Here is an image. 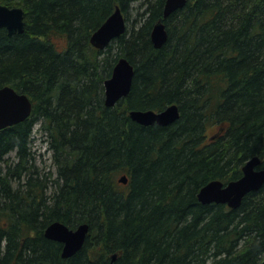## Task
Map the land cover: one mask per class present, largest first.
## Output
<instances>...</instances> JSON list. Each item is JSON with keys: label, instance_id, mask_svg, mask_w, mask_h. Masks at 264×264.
Segmentation results:
<instances>
[{"label": "trees", "instance_id": "1", "mask_svg": "<svg viewBox=\"0 0 264 264\" xmlns=\"http://www.w3.org/2000/svg\"><path fill=\"white\" fill-rule=\"evenodd\" d=\"M137 1L0 0L26 21L23 33L0 28V88L33 101L29 118L0 129V264L263 261L264 186L238 208L198 192L240 178L253 156L264 168V0H189L166 19V0H142L130 27ZM117 6L127 30L98 49L90 37ZM160 19L169 38L156 48ZM121 56L134 64L133 86L109 107L104 82ZM173 103L180 117L167 126L129 115ZM37 122L55 171L36 166ZM57 220L90 225L69 258L45 236Z\"/></svg>", "mask_w": 264, "mask_h": 264}, {"label": "water", "instance_id": "2", "mask_svg": "<svg viewBox=\"0 0 264 264\" xmlns=\"http://www.w3.org/2000/svg\"><path fill=\"white\" fill-rule=\"evenodd\" d=\"M189 0H166L163 17L168 18L175 11L183 8ZM0 28H6L9 35L23 33L26 29L25 10L21 6H8L0 3ZM127 30V19L120 6L98 27L90 37L92 45L99 49L106 48L112 40L123 35ZM169 38L166 23L160 19L153 27L151 40L156 48H161ZM134 64L127 57H120L113 67L110 77L105 82V104L115 106L126 98L133 86ZM33 112V101L28 94L18 91L11 85L0 88V129L26 120ZM130 117L143 125L159 124L167 126L180 117L179 105L173 103L162 110L132 109ZM261 158L253 156L243 165V174L238 179L225 183L214 179L205 184L198 192L203 203H223L231 208H238L244 197L264 186V168L260 167ZM122 183L128 177L122 175ZM90 225L81 223L75 228L61 221H53L45 229V236L62 243V257L69 258L85 244ZM115 258V255L113 256ZM261 264H264V260Z\"/></svg>", "mask_w": 264, "mask_h": 264}, {"label": "rangeland", "instance_id": "3", "mask_svg": "<svg viewBox=\"0 0 264 264\" xmlns=\"http://www.w3.org/2000/svg\"><path fill=\"white\" fill-rule=\"evenodd\" d=\"M142 0L135 2L129 9V26L132 27L136 25L135 20L140 18V13L144 11L145 7H141ZM140 5V7H139ZM143 6V5H142ZM139 24H137L138 26ZM117 51V45L112 49V53ZM32 149L35 151L36 166L41 172H46L49 169L55 171V166L53 164L52 151L48 148L47 135L42 132L39 128V122L34 126V131L32 135ZM15 155V153L11 154Z\"/></svg>", "mask_w": 264, "mask_h": 264}]
</instances>
